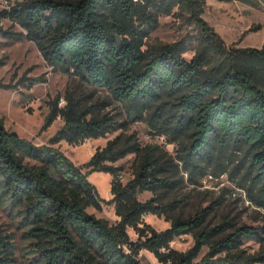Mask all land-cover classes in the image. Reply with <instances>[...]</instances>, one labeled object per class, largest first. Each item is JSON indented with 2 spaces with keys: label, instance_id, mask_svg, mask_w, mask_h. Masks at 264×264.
Returning <instances> with one entry per match:
<instances>
[{
  "label": "trees",
  "instance_id": "trees-1",
  "mask_svg": "<svg viewBox=\"0 0 264 264\" xmlns=\"http://www.w3.org/2000/svg\"><path fill=\"white\" fill-rule=\"evenodd\" d=\"M10 1V8L0 10V35L34 41L53 69L110 89L132 118L147 121L170 141L186 134L189 141L180 144L177 157L187 170L220 164L222 153L247 147L264 205V44H227L203 17L207 0ZM171 14L189 21L194 32L150 43L161 16ZM6 17L22 30L5 29ZM11 86L0 79V88ZM65 99L62 106L59 97L50 102L42 129L58 117L64 124L49 143L36 144L0 117V194L16 207L40 264H145L142 249L165 264H254L264 258L242 247L245 238L264 239V225L225 232L226 223L207 224V210L174 215L176 201L165 199L177 181L166 175L172 164L158 145L116 137L84 164L74 162L56 143L102 137L118 123L99 114L103 103L88 106L71 91ZM129 152L138 155V163L123 182L118 175L125 166L115 163ZM94 171L113 175L111 198L99 194L89 178ZM145 190L153 195L141 200ZM103 201L114 204L116 223L88 210L101 209ZM148 213L165 215L170 226L158 231L144 221ZM185 233L193 235V246L173 248L171 242ZM205 245L208 251L198 259ZM13 260L11 241L0 229V264Z\"/></svg>",
  "mask_w": 264,
  "mask_h": 264
},
{
  "label": "rangeland",
  "instance_id": "rangeland-1",
  "mask_svg": "<svg viewBox=\"0 0 264 264\" xmlns=\"http://www.w3.org/2000/svg\"><path fill=\"white\" fill-rule=\"evenodd\" d=\"M13 3L10 0H0V10L10 8ZM203 17L220 33L227 44L256 47H262L264 44V0H207ZM1 24L8 30H22V27L9 17L3 18ZM187 32H194L189 21L177 15H162L158 27L151 32L148 40L155 44L173 42ZM192 55L193 50L185 53L187 58ZM0 79L12 84L10 88H0V117L4 118L8 128L16 130L36 144L49 143L50 138L64 124V119L58 117L51 125L42 129L50 102L59 97L58 104L62 106L66 103V93L74 92L76 97L86 101L88 106L97 102L103 103L99 114L112 116L118 123L102 137L86 138L79 144H70L66 140L56 143V146L74 162L84 164L97 148L104 147L108 140L116 137L128 142L137 139L142 146L156 144L169 160L167 163L172 164L166 175L177 181L176 187L165 199L176 201L174 215L189 217L207 210V224L214 226L226 223L225 232L234 231L243 224L264 225V205L259 201L262 198L261 190L253 180L251 151L247 147L222 153L220 164L214 161L204 162L201 169L187 170L178 159L177 153L180 144H187L190 137L185 134L180 142H176L170 141L165 134L154 132L147 121L132 118L110 89L85 83L73 73L53 69L36 43L25 36L17 38L0 35ZM31 81L35 83L29 86ZM137 158L135 152H129L116 161L115 164L125 166L121 177L123 182L133 177ZM83 170L87 168L84 167ZM89 178L97 186L101 197H112L113 175L106 171H94ZM152 195L150 190H145L140 192L138 197L146 200ZM88 210L107 218L110 223H116L119 219L113 203L103 201L101 209L90 206ZM143 218L158 231L165 230L171 224V219L165 215L148 213ZM0 229L11 241L13 264H40L39 253L26 235V228L16 207L1 194ZM129 233L133 239L138 238L133 228H129ZM193 244L194 237L191 233L178 235L171 242V246L179 250H187ZM242 247L248 254H264V239L245 238ZM207 251L208 246H203L197 258L205 255ZM140 258L145 264H165L147 249L141 250ZM254 264H264V258Z\"/></svg>",
  "mask_w": 264,
  "mask_h": 264
},
{
  "label": "built area",
  "instance_id": "built-area-1",
  "mask_svg": "<svg viewBox=\"0 0 264 264\" xmlns=\"http://www.w3.org/2000/svg\"><path fill=\"white\" fill-rule=\"evenodd\" d=\"M118 176H119V178H121L123 176L122 172Z\"/></svg>",
  "mask_w": 264,
  "mask_h": 264
}]
</instances>
